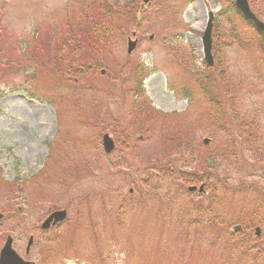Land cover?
<instances>
[{"label":"rangeland","instance_id":"1","mask_svg":"<svg viewBox=\"0 0 264 264\" xmlns=\"http://www.w3.org/2000/svg\"><path fill=\"white\" fill-rule=\"evenodd\" d=\"M228 3L154 0L138 28L116 39L97 74L65 85L44 63L45 55L53 57L56 37L74 22L82 0H0V249L10 237L13 250L24 258L33 237L27 260L34 264L49 263L46 256L52 264H241L217 252L213 262L205 253L206 239H195L200 235L194 233L201 231L189 224L195 214L182 216L189 206L212 202L207 188L204 195L188 193L186 186L159 177V193L151 202L145 187L138 191L141 178L150 173L145 169L156 161L154 150L178 132L181 150L166 154L170 169L195 170L189 151L194 157L208 151L219 164L211 188L226 185L220 197L214 195L220 218L230 230L240 225L241 231L244 226L247 234L255 235L259 228L256 238L264 239L262 217L248 221L254 200L262 196L251 192L247 205L240 202L249 197L251 184L264 197V43L228 11ZM249 3L264 24V0ZM209 12L214 15L215 67L207 70L201 37ZM132 33L138 43L127 55ZM138 64L149 75L143 91L131 77ZM116 65L119 74L114 73ZM221 71L225 83L219 79ZM197 72L210 80L215 120L209 124V108L195 82ZM144 106L159 114L147 113ZM104 133L116 145L108 157L101 149ZM204 138L207 145L202 144ZM12 182L17 184L7 188ZM140 203L141 214L151 209L148 217H137ZM119 204L123 211L118 219ZM60 209L66 211V220L42 234L40 224ZM241 212L242 222L237 223ZM87 224L98 231V240L88 242ZM180 235H185L182 241ZM53 236L57 241L47 242ZM194 241L198 244L192 250Z\"/></svg>","mask_w":264,"mask_h":264},{"label":"trees","instance_id":"2","mask_svg":"<svg viewBox=\"0 0 264 264\" xmlns=\"http://www.w3.org/2000/svg\"><path fill=\"white\" fill-rule=\"evenodd\" d=\"M140 1L141 0H82L81 9L74 13V22L68 26H65V30L61 32V35L56 37L53 47L56 46L57 48L54 50L55 53L53 57L50 53H46V61L44 63L47 64L48 67L55 69L57 78H59L65 85L71 84V82L75 83L77 81H81L86 76H94V74H97L99 70L104 67L105 60L111 56L116 39L120 37V40H123V36L128 33L131 28H138L139 22L142 20L141 18H143L145 15V13L139 10ZM228 4V11L233 12V14L237 16L241 22H243L242 17L234 8L232 0H230ZM246 25L251 27V24L247 23ZM57 34L58 32L55 33V36ZM117 67V65L113 67L114 73L119 74ZM207 70L209 69L207 68ZM146 76V67H144L142 64L136 65L131 73V77H133L132 79L137 83L136 89L138 91H140L142 80ZM195 76V82L199 89H201L202 97L207 101L204 102L209 108L208 114L210 117L207 118L205 123L208 122L209 124L215 120V115L211 110V104L213 106V103L209 100L210 95L208 92L209 90L207 89V84L210 80L203 74V72H197ZM108 77L109 73L106 77L107 81L109 80ZM24 78H26V76ZM219 79L222 81V83L227 82L226 74L221 71ZM67 90L69 89L67 88ZM146 107L147 113L159 114L149 106ZM218 108L219 105L214 107L216 110ZM218 115L219 110L217 111L216 117ZM233 115H235L234 112ZM233 118L235 122H238V118H236V116H233ZM172 133L173 134L167 136L163 140L161 148H156L154 150L156 161H154L152 168L145 169V171H150V173L143 175L141 178L142 180L138 185V191L141 192L142 187H145L146 190L144 194H146L148 201L151 202L153 194L159 193V189L156 188V184L159 183L157 182L159 177L168 178L167 180L170 181L173 186L177 184L180 187H187L189 185H203L204 189L207 188V190L211 192L212 202L207 205L200 203L198 205L194 204L193 206H189L183 211V213L186 214L182 216L184 217L191 212L195 214L194 219L191 220L189 224L197 226V229H199L198 231H201L194 233V236L200 235V237L195 238L196 240L206 239L207 251H205V253L209 256V258L212 257V260L215 263L216 260L214 252H217V254L220 253V255H229L241 264H264V261H262L263 259L259 261L261 257H264V245L260 244L262 240L264 241L263 237L256 238V236L253 234H247V229L244 228V226L242 227L241 232L234 233L232 230H230L231 228L223 222L222 218H220L221 213L217 210L218 200L214 195L220 197V195H222L225 191L226 185H221L218 187L219 189L211 188L209 182L211 181V178L214 177V171L218 169L219 164H215V160L210 158L208 151H203L199 154V157H194L195 154L193 151H189V154L192 158L191 164L196 167L195 170L182 172L176 167L170 169L172 168L170 166L172 163L168 162L166 154L169 152H179L181 150L180 136L178 132ZM160 159L162 161L167 160V162H161ZM14 184L16 185L17 183H8L6 184V187L11 188ZM241 187H243L244 190L247 188L243 183H241L240 188ZM248 189H250L249 197L246 198L244 196L240 202L244 205H247L251 198V192H254L257 194V196H262L259 197L260 199L257 198L254 200L252 205L253 213L250 214V218H248V221H250L251 218L262 217L259 221V224H261L264 222V197L261 195V190L258 188V186L251 184V188L248 185ZM142 199L143 198H141V200ZM229 200L231 199L229 198ZM227 204H229V202H227ZM221 205H223L222 202L220 204V208L223 212H225L224 205ZM244 205L242 208L245 207ZM140 207L141 203L138 207L139 210H135L138 211L137 217H140L139 215H145V217H148V213L151 212V209L149 212L144 211L145 214H141ZM122 208V204H119V213L117 216L118 219L120 212L123 211ZM150 208H152L151 203ZM244 213L245 212H241L239 214L240 217L236 221L237 223L242 222L241 217ZM79 216L80 218L84 217L85 220L88 219V216H81V214H79ZM206 219L207 224L203 225L202 222H204ZM158 220L160 221L162 218H159ZM198 223L199 225L203 226L199 227ZM87 225H89V227L85 236L88 234V242L91 241L90 238L95 241L98 240L96 233L97 230H95L91 224ZM184 236L185 235H180L179 239L182 241ZM55 239L56 237L53 236L52 240H47V242L52 243ZM185 239L189 241L187 237H185ZM197 244L198 243L194 241L192 250L197 246ZM187 245H189V243ZM159 248L160 244H158V249ZM46 260L50 261L46 264H52L49 256L44 258V261Z\"/></svg>","mask_w":264,"mask_h":264},{"label":"water","instance_id":"3","mask_svg":"<svg viewBox=\"0 0 264 264\" xmlns=\"http://www.w3.org/2000/svg\"><path fill=\"white\" fill-rule=\"evenodd\" d=\"M150 0H142L141 8H143L146 4H148ZM236 9L244 16L245 19L251 21L256 29V31L261 35V38L264 40V25L260 23L254 15L250 12L246 0H234ZM211 20L212 14L209 13V20L207 22V27L204 31L202 42H203V54H204V61L207 63L208 66L212 65V59L210 54V31H211ZM134 36V34H132ZM136 41L132 42L128 40L127 43V53H131L132 50L135 48ZM103 73V72H102ZM206 143L207 140H204ZM103 149L106 153H109L113 149V143L110 138L104 136L102 139ZM195 188H189V191H194ZM202 191V187L199 188L198 192ZM65 218V211L55 212L51 214L45 222L42 224V229H47L49 227L50 222H53V225L59 221H62ZM236 231L239 230V227L234 228ZM256 234L259 233V230L256 229ZM32 243V238H29L27 247H26V254L29 251V247ZM0 264H33L29 262L23 261L13 250H12V240L7 238L2 249L0 250Z\"/></svg>","mask_w":264,"mask_h":264}]
</instances>
